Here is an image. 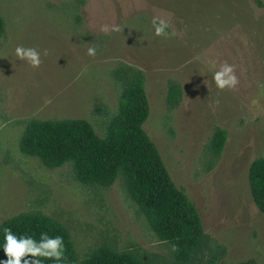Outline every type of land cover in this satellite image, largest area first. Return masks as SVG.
Masks as SVG:
<instances>
[{"label": "rangeland", "instance_id": "rangeland-1", "mask_svg": "<svg viewBox=\"0 0 264 264\" xmlns=\"http://www.w3.org/2000/svg\"><path fill=\"white\" fill-rule=\"evenodd\" d=\"M0 16V224L36 213L65 227L79 260L107 245L181 264L120 176L107 188L81 184L68 164L48 168L18 148L31 120L83 119L103 136L125 79L138 72L148 100L143 130L204 231L186 264H264V213L247 179L264 157V0H0ZM153 18L168 22L166 35L154 33ZM16 45L36 47L41 64L17 60ZM224 62L238 83L218 90L211 74ZM216 128L225 131L218 155Z\"/></svg>", "mask_w": 264, "mask_h": 264}, {"label": "trees", "instance_id": "trees-1", "mask_svg": "<svg viewBox=\"0 0 264 264\" xmlns=\"http://www.w3.org/2000/svg\"><path fill=\"white\" fill-rule=\"evenodd\" d=\"M4 22L0 16V37ZM178 90L170 86L167 102L176 103ZM148 100L142 76L134 72L125 79L118 98V112L110 119L105 134L98 136L83 119L31 120L18 142L19 151L48 168L68 164L74 178L85 185L110 187L120 176L130 199L160 241L169 245L178 263L190 262L205 235L199 214L187 196L173 184L161 157L143 130ZM225 131L216 128L210 148L218 155ZM249 192L257 209L264 213V157L253 160L247 174ZM17 234L39 239L40 233L60 235L64 241L62 264H151L136 255L107 245L81 260L76 256L69 234L57 221L36 213H20L4 220ZM0 250V259H5ZM43 259V258H41ZM43 264H54L44 259Z\"/></svg>", "mask_w": 264, "mask_h": 264}, {"label": "clouds", "instance_id": "clouds-1", "mask_svg": "<svg viewBox=\"0 0 264 264\" xmlns=\"http://www.w3.org/2000/svg\"><path fill=\"white\" fill-rule=\"evenodd\" d=\"M152 25L156 35H166L168 22L164 19L153 18ZM102 30H107L104 26ZM113 31L119 30V26H113ZM13 54L19 61H24L35 68L41 64V51L36 47L16 45ZM88 56L96 54V48L89 46L86 49ZM47 55V51L43 52ZM212 82L218 90L234 88L238 79L233 65L224 62L212 72ZM0 250L3 251L5 259H0V264H43V260L53 261L54 264H62L64 257V241L60 235L48 236L41 232L39 239L29 234H17L10 227H0ZM43 258V259H41Z\"/></svg>", "mask_w": 264, "mask_h": 264}]
</instances>
